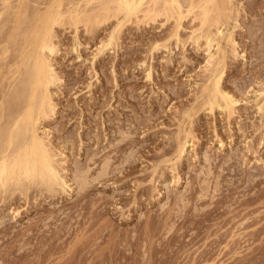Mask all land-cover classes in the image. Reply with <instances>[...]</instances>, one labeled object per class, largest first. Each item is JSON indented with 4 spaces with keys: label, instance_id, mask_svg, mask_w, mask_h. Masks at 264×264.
<instances>
[{
    "label": "rangeland",
    "instance_id": "obj_1",
    "mask_svg": "<svg viewBox=\"0 0 264 264\" xmlns=\"http://www.w3.org/2000/svg\"><path fill=\"white\" fill-rule=\"evenodd\" d=\"M86 1L12 0L9 9L0 0L4 96L36 44L29 28L12 39L16 20L27 15L20 28L32 30L46 11L69 14L52 23L56 50L44 51L61 78L51 87L55 112L38 123L67 185L0 188V264H264V0H218L210 15L221 22L210 29L201 0L197 10L179 0L190 11L179 21L156 11L159 0L149 15L128 16H106L100 7L113 0ZM32 12L45 17L34 23ZM79 13L100 20L92 27L97 19ZM210 30L221 44L209 50ZM219 45L230 57L210 72ZM222 72L232 112L209 103Z\"/></svg>",
    "mask_w": 264,
    "mask_h": 264
},
{
    "label": "bare ground",
    "instance_id": "obj_2",
    "mask_svg": "<svg viewBox=\"0 0 264 264\" xmlns=\"http://www.w3.org/2000/svg\"><path fill=\"white\" fill-rule=\"evenodd\" d=\"M12 1V0H11ZM11 1L10 0H4V3H8V7H11V8H9V9H13V8H15V6L12 8V6H10V4H11ZM39 1V0H38ZM73 1V0H72ZM78 1V0H77ZM87 1H89V0H87ZM87 1H86V3H87ZM100 1V0H99ZM146 1V3H148V1H149V3L148 4H151L152 5V3H153V5H152V7H151V5H150V7L145 3L144 4V2ZM163 2V6H161V9L159 10V9H157V8H159L160 6L157 4L158 3V0H116L115 2H114V0H113V2L111 1V2H105V3H103V5H102V3H101V7L100 8H102L101 10H105V11H108V12H106V16H110V14H112V13H110V11L111 12H114V13H116V11H125V12H127L128 14L126 15V16H128L129 14H132V13H137V11H143V10H141V9H143L144 8V10H145V8H147L148 9V11H146V13L149 15L151 12H154L155 10H154V8H156L157 10V12L158 11H160V13H166L165 15L167 16L166 18L168 19L169 17V15L171 14V17L173 16V18H175L176 20H178L179 21V19H180V16H178V15H182V18H183V16L185 15V11H187V12H189V14H190V11H188V10H185V11H182L183 9H182V2L181 1H179V0H159V2ZM184 1V0H183ZM192 1H194V0H191V2L188 0V2H190V4L192 5V3L193 4H195V2H197V1H194V2H192ZM202 1V3L201 2H198V3H196V4H198L197 5V7H198V9H201V10H198V13H199V16H201L200 17V21L203 23V22H206V23H204V24H208L209 22H211L212 20H213V22L215 21V23L214 24H218L219 25V23L218 22H221L220 20H217L218 19V17H219V19H220V17H222V16H219L218 15V17H216V16H214V18H213V16H211L210 14H211V12L212 11H214V13H215V6H217L218 8H219V5L221 4H223V3H225V0H220L221 2H220V4L218 5L217 3H218V0H201ZM205 1V2H204ZM90 2H91V0H90ZM150 2H152V3H150ZM162 2L160 3V5H162ZM185 2V1H184ZM223 2V3H222ZM71 3V2H70ZM74 3H76V0H75V2ZM89 3V2H88ZM110 3V4H109ZM201 3V4H200ZM72 4V3H71ZM114 4L115 5V7H114V5L112 6V5ZM177 6H176V5ZM213 4V5H212ZM216 4V5H215ZM228 4V3H227ZM12 5H14V4H12ZM70 5V4H69ZM77 6H79L78 4H76ZM75 5V6H76ZM110 5H111V7H113V9L114 10H112V8L110 7ZM142 5H147V7L146 6H142ZM156 5V7H154ZM189 5V4H188ZM187 5V6H188ZM191 5H189V6H191ZM200 5V6H199ZM210 5H212V7L214 8V9H212V7L210 6ZM215 5V6H214ZM220 5V6H221ZM225 5V4H224ZM26 6V5H25ZM60 6H62L61 5V2H60ZM176 6V7H175ZM193 6V5H192ZM191 6V7H192ZM21 7V6H20ZM24 7V6H23ZM26 7H28V6H26ZM26 7H25V9L24 10H22L23 12L25 11V12H27V9H26ZM149 7V8H148ZM191 7H188L187 9H189V10H191V13H192V9L193 10H197V9H195V7H196V5L195 6H193L194 8H192V9H190ZM196 7V8H197ZM228 7V6H227ZM33 8V7H32ZM99 8V7H98ZM98 8H96V10L98 11H100V9H98ZM152 10H154V11H151V9ZM184 8V7H183ZM23 9V8H22ZM50 9V8H49ZM48 9V10H49ZM69 9H71V8H68V11L70 12V13H72L71 12V10H69ZM76 9V8H75ZM77 9H78V7H77ZM77 9L76 10H73V11H77ZM146 9V10H147ZM149 9H150V11L151 12H149ZM15 10V9H14ZM33 10H34V8H33ZM32 10V11H33ZM67 10V9H66ZM65 10V11H66ZM79 10V9H78ZM220 10H222V7H220ZM11 11V10H10ZM17 11V10H16ZM15 11V12H16ZM50 12H48V11H46V16L47 17H45L44 15V17H45V19H42L43 18V16H40V18L42 19H39V16H38V14H40V13H38V14H36L37 12H36V10H35V12H32L33 13V16H34V13H35V17H37L38 16V18H34V19H32V18H30L31 20H34V23H35V20H36V22L37 21H40V22H37V24L35 25V24H33L34 26H32V27H34V29L32 28V30H34V31H32L31 30V20L29 21L30 22V27H29V25L27 26H25V27H27V28H25L24 30H22L21 28L23 27L22 25H24V24H22V23H24L22 20L25 18H22L21 16L16 20V24H17V22H18V24H20L19 26L21 27H18V26H16L15 27V30L16 31H14V33H15V35H13V34H11V35H13L12 36V39H13V37H14V41L16 40V38H18V37H16L15 38V36H17V29H18V32L19 33H21V34H24V32L25 31H27L28 30V28H29V30L27 31L28 33H26V35H29V36H31L32 37V35L31 34H35L33 37H32V39H31V41L33 40V38H34V40L33 41H35L36 40V44L34 43V46L33 47H35L34 48V50H32L33 48H31L30 50L32 51V52H34L33 54L35 55V57H33L34 55H31V53H29L30 54V56H28L29 54L27 53V52H25L26 54H27V56H28V59H27V62L26 63H24L26 60V54H20V56L21 57H23V55H24V62L22 63V64H25V66L24 67H22V69L21 68H19L20 70H22V71H18L17 70V72H16V70H15V73L16 74H19V72H20V74H21V72H22V74L20 75L19 74V76H17L15 73H14V75H15V79L14 78H12V79H14V80H16L17 82H15L14 80V82L16 83L15 85L14 84H11V83H14L13 81H10L11 83H9L10 85H14V86H12V89H11V86L10 85H8L9 86V88L11 89V91H8V90H10L9 88H8V86H7V89H5V90H7V93L6 94H8L9 93V95H7V96H4V93H0V95L2 94V96H1V98L4 96V98H2V100H1V102H0V188H1V190H2V192H6L5 190H7V189H9L8 191H13L14 189H15V187H13V186H18V187H20V186H25L26 187V189L24 188V190L22 191L21 190V188H18V187H16V189H15V191L14 192H12V195L16 192V191H19L18 189H20V191H22L23 192V194L26 192V190L27 189H30V187H31V185L33 184L34 185V187H35V184L34 183H38L37 185H39V183L40 184H43V185H41L42 187H44V185H45V188L47 187L48 189L50 188V189H52L53 187H56V188H58V185L60 186V185H64L65 183H66V181L64 180L65 178H63L64 176H62L63 174L61 173V168H60V165L62 164H59L60 162H59V160H58V158H57V155L56 154H58V153H56L55 154V152L54 151H56V150H52V148H51V146H50V140H49V138H48V135H47V138L46 137H44V134H39V132H38V130H39V127H38V123L40 122V120H42V118H47L48 116H50V113H54L55 111V108H56V105H55V102L53 101V92H52V89H51V87L52 86H55V85H57L58 83H59V81H60V78L61 77H59L60 75L58 74V72L55 70V68H54V66H53V64H52V60L49 58V56L48 55H46V53H44V51L45 50H48L51 54L56 50V45H55V43H54V33H53V29H52V23H55L56 22V20L58 21L59 20V18H61V17H63V16H65V14H68V13H66V12H62L61 11V13H56L55 15H57V14H60V15H58V18L56 17V16H54L53 15V11H52V13H51V10H49ZM79 11H81V10H79ZM85 11V10H84ZM83 10L81 11V12H84ZM89 11V10H88ZM87 11V9H86V13L88 12ZM98 11V12H99ZM105 11H103L102 13L103 14H105L104 12ZM23 12H21L20 13V15H22L23 16ZM80 12V13H81ZM149 12V13H148ZM173 12H178L177 13V16H176V14H173L172 15V13ZM180 12V13H179ZM182 12H184V14L182 13ZM195 12V11H194ZM217 12H219V10H217ZM6 12L4 11V13L2 12V14H5ZM9 13V12H8ZM11 13V12H10ZM13 13V12H12ZM48 13V14H47ZM76 13H78V11L76 12ZM75 13V15H78V14H76ZM79 13V15L80 16H82V14H80ZM85 13V14H86ZM122 13V12H121ZM1 14V15H2ZM45 14V13H44ZM84 14V15H85ZM89 14V13H88ZM88 14L86 15L87 17H88V19H90L91 17H92V15H91V17L89 18V16H90V14H89V16H88ZM92 14H93V12H92ZM97 14V13H96ZM95 14V15H96ZM99 14V13H98ZM94 15V17L97 19V21L95 22V23H92V21L93 20H95L94 19V17H92L93 19H92V21H90L91 23H92V27H93V24H96V23H98V20H100L99 19V15ZM103 14H101V12H100V18H101V16L103 15ZM154 14V13H153ZM169 14V15H168ZM188 14V13H187ZM186 14V15H187ZM201 14V15H200ZM217 14V13H216ZM10 15V14H9ZM8 15V16H9ZM12 15V14H11ZM15 15V14H14ZM13 15V16H14ZM26 15V14H25ZM24 15V16H25ZM30 15H32L31 13H30ZM37 15V16H36ZM53 15V16H52ZM61 15H63V16H61ZM69 15V14H68ZM67 15V16H68ZM71 16L70 17H72V14H70ZM75 15H73V18H74V16ZM115 15V14H114ZM156 15H161V14H157V13H155V15H152V16H156ZM221 15V14H220ZM32 16V17H33ZM61 16V17H60ZM80 16H78V17H75V20H76V18L77 19H79V17ZM116 16V15H115ZM131 16V15H130ZM198 16V17H199ZM30 17V16H29ZM56 17V18H55ZM87 17H86V19H87ZM102 17H104V16H102ZM177 17V18H176ZM186 17V16H185ZM204 18V20H203V18ZM211 19H210V18ZM216 17V18H215ZM10 18V17H9ZM8 18V19H9ZM22 18V19H21ZM28 16L26 15V21L28 22ZM69 18V17H68ZM73 18H72V20H73ZM81 18V17H80ZM82 18H83V16H82ZM85 18V17H84ZM83 18V19H84ZM106 18V17H105ZM131 18V17H130ZM213 18V19H212ZM7 19V20H8ZM21 19V20H20ZM24 19V20H25ZM71 19V18H70ZM86 19H84V20H86ZM102 19V18H101ZM109 19V18H108ZM208 19H209V21H208ZM215 19V20H214ZM91 20V19H90ZM104 20V19H103ZM181 20V19H180ZM22 22V23H19V22ZM62 21V20H61ZM80 21V20H79ZM81 21H82V19H81ZM80 21V22H81ZM106 21V20H105ZM208 21V22H207ZM1 22V21H0ZM3 22V21H2ZM9 22V21H8ZM76 22H78V20L76 21ZM75 21H74V24L76 23ZM80 22H78V23H80ZM87 22L89 23V20H87ZM94 22V21H93ZM177 22V21H176ZM4 24L6 23V21L5 22H3ZM2 23V24H3ZM26 23V22H25ZM212 23V22H211ZM1 24V23H0ZM4 24L2 25V27L4 26ZM17 24V25H18ZM22 24V25H21ZM85 24H87V23H85ZM204 24H201L202 26H204ZM224 24V23H223ZM5 25H7V23L5 24ZM88 25V24H87ZM98 25V24H97ZM178 25V24H177ZM200 25V26H201ZM218 25L216 26L217 28H218ZM89 26V25H88ZM199 26V27H200ZM215 26V25H214ZM222 26V25H221ZM221 26H220V28H221ZM5 27V26H4ZM4 27L3 28H1V31H0V35H1V32H2V29H4ZM211 28V26H210V24H208V28ZM24 28V27H23ZM203 28V27H202ZM209 28V29H210ZM216 28V29H217ZM206 29V28H205ZM209 29H207L206 30V33L207 32H209ZM219 29V28H218ZM217 29V30H218ZM20 30V31H19ZM31 30V32H29ZM200 30V29H199ZM204 30V29H203ZM202 30V31H203ZM212 30V29H211ZM210 30V31H211ZM217 30L214 32L215 34H222V29H219L218 30V33H217ZM22 31H23V33H22ZM197 32V31H196ZM212 32V31H211ZM208 33V34H206V33H204L203 32V34H205V41H206V46H208V44H209V50L212 48V46H213V42H214V40H215V43H217V42H219V41H216V39H214V37L216 38V37H218V35L217 36H215L214 34H213V32L212 33ZM18 33V35H21V34H19ZM31 33V34H30ZM203 34H200V36L199 35H196V37H197V39H199L200 37H201V35H203ZM230 34H232V33H230ZM22 36V35H21ZM25 36V34L23 35V37ZM220 36V35H219ZM26 37V36H25ZM203 37H204V35H203ZM221 37V36H220ZM116 38V37H115ZM202 38V37H201ZM19 39V38H18ZM28 39V38H27ZM218 39H219V37H218ZM10 40V39H9ZM8 40V41H9ZM20 40V39H19ZM113 40V39H112ZM111 40V41H112ZM200 40V39H199ZM221 40V39H220ZM228 40V44L227 45H229L230 44V46H227V47H233V48H235V46L237 45V43L235 42L236 40L234 39V34H233V36H229V39H227ZM11 41L12 40H10V43H11ZM1 42V41H0ZM208 42V43H207ZM6 43H7V41H6ZM27 43V42H26ZM110 43H112V42H110ZM114 43V42H113ZM112 43V44H113ZM214 43V44H215ZM220 43V42H219ZM8 44H9V42H8ZM12 45H13V43H11ZM18 44V43H17ZM32 44V43H31ZM221 44V43H220ZM11 45V46H12ZM14 45H16V44H14ZM33 45V44H32ZM31 45V46H32ZM36 45V46H35ZM218 45V44H217ZM6 46H8L7 44H6ZM24 46V45H23ZM23 46H21V47H23ZM9 47H10V45H9ZM20 47V46H19ZM7 47H5V49H6ZM23 48H21L20 50H22ZM228 49V48H227ZM9 50V49H8ZM24 51H25V49H23ZM27 50H29V49H27ZM231 50H235V49H231L230 48V53H231ZM5 51H7V49L6 50H4L3 52H5ZM227 51V50H226ZM233 51H232V53H233ZM236 51H237V49L234 51L235 53H236ZM19 52V51H18ZM211 52V51H210ZM44 53V54H43ZM228 53V52H227ZM227 53H224L223 52V50H222V48L220 47V45L218 46V49L216 50V52H214V53H210V59H209V61H208V63L206 64L207 66H206V68H208V69H210V72L211 71H213L214 69V67H216V66H219V64L222 62V65H223V61L226 59V56L229 54H227ZM235 53H233L234 55H236ZM233 54H231V55H233ZM233 55V56H234ZM33 57V58H32ZM228 58L230 57L229 55L227 56ZM21 60V59H20ZM23 60V59H22ZM28 60H29V62H28ZM33 60V61H32ZM227 60V59H226ZM30 61H32V65H31V67H29V64L31 63ZM27 63H29V64H27ZM224 63H225V61H224ZM224 65H226V64H224ZM23 68H24V70H25V74L23 73L24 72V70H23ZM28 68H30V69H28ZM223 68H224V66H223ZM222 68V69H223ZM17 69V68H16ZM211 69H213V70H211ZM217 69V68H216ZM221 69V70H222ZM28 71V72H27ZM215 71V70H214ZM220 71V70H219ZM223 71V70H222ZM1 73V72H0ZM6 73V72H5ZM4 73V74H5ZM1 74H3V73H1ZM214 74V73H213ZM212 74V75H213ZM222 74H223V72L222 73H218V77L217 78H215L216 80V83H215V81H214V85L215 86H213L214 88H212V92H211V96H210V104H211V106L212 107H216V106H218V107H221V108H225V110L226 109H228V111H231L232 112V110H230L233 106V103H234V99H233V97L232 96H229V94L227 95V93L221 88V85H220V82H221V78H222ZM22 75H23V77H22ZM206 75V74H205ZM7 76V75H6ZM208 76V75H207ZM261 77V76H260ZM211 78H212V76H211ZM18 79H19V81H18ZM2 85V84H1ZM3 86V85H2ZM260 88H263V89H260ZM259 88V91H258V93H259V95H258V97L260 98H258L257 97V99H259L260 101H261V104H259V106L258 107H260V108H258L259 110L262 108V106H263V104H264V87H260ZM4 90V92H6ZM262 90V91H261ZM257 93V92H256ZM255 93V94H256ZM257 95V94H256ZM259 101V102H260ZM263 101V102H262ZM262 105V106H261ZM233 109V108H232ZM234 110V109H233ZM5 120V121H4ZM46 135V134H45ZM49 141H48V140ZM52 145V144H51ZM61 154V153H60ZM61 156V155H60ZM62 166V165H61ZM62 169L64 170V168L62 167ZM62 170V171H63ZM83 172V171H82ZM83 174V173H82ZM85 176V175H84ZM80 177V176H79ZM85 181V180H84ZM77 183V182H76ZM87 183V182H86ZM81 184V183H80ZM11 185H13L12 187H10ZM67 184H65V186H66ZM41 186H39V187H41ZM59 187V188H61V189H63L64 190V188H65V186L64 187ZM23 188V187H22ZM38 188V187H37ZM10 189H12V190H10ZM31 189H32V187H31ZM38 190H40V189H38ZM54 190H55V188H53V191H49L48 190V192L50 193V192H54ZM66 190V189H65ZM25 191V192H24ZM44 191H45V189H44ZM58 191H59V189H58ZM1 192V191H0ZM2 192H1V194H2ZM39 192V191H38ZM37 192V193H38ZM27 193V192H26ZM56 193V192H55ZM6 194V193H5ZM9 194V193H8ZM11 194V193H10ZM22 194V193H21ZM27 195V194H26ZM41 195V194H40ZM33 196V195H32ZM7 197H10V195H8V196H6V198ZM4 198V197H3ZM5 198V199H6ZM260 221V220H259ZM256 223V222H255ZM211 253V252H210ZM206 257V256H205ZM208 259V258H207ZM209 259H210V257H209ZM260 262V261H259Z\"/></svg>",
    "mask_w": 264,
    "mask_h": 264
}]
</instances>
